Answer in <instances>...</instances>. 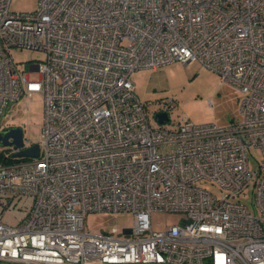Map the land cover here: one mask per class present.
I'll use <instances>...</instances> for the list:
<instances>
[{
  "label": "built area",
  "instance_id": "obj_1",
  "mask_svg": "<svg viewBox=\"0 0 264 264\" xmlns=\"http://www.w3.org/2000/svg\"><path fill=\"white\" fill-rule=\"evenodd\" d=\"M10 1L0 117L41 94L44 126L37 158L0 162V264H264V0H38L31 13ZM11 49L43 58L24 70ZM174 62L238 91L242 121L154 126L130 76ZM249 148L262 153L254 172ZM248 189L257 215L239 200ZM105 212L134 224L123 237L85 230L88 213ZM152 213L184 218L154 231Z\"/></svg>",
  "mask_w": 264,
  "mask_h": 264
},
{
  "label": "rangeland",
  "instance_id": "obj_2",
  "mask_svg": "<svg viewBox=\"0 0 264 264\" xmlns=\"http://www.w3.org/2000/svg\"><path fill=\"white\" fill-rule=\"evenodd\" d=\"M9 9L14 13H31L38 9V0H11ZM12 59L23 64L27 69V62L39 61L43 58L41 52L11 49ZM130 82L134 87V94L145 107L147 116L154 126V114L163 111L168 114L169 123L163 125L167 130H174L179 124L187 121L192 124H214L217 127L230 125L232 122H241L239 113L241 94L234 88L222 84L219 75L210 68L202 67L193 62L169 63V65L157 69L144 68L136 70L130 76ZM41 94H34L30 98L21 99L20 103H9L1 112L0 131L5 128H20L24 142L40 144L44 126V106ZM170 104L173 108H169ZM11 147H0V162L7 164L6 158L12 154ZM248 163L250 171L258 169L262 153L259 149L249 148ZM42 155V148H40ZM11 158V157H10ZM201 188L207 190L216 197L222 195V191L212 182L200 181ZM252 189H248L239 197L241 203L252 215H257L256 203ZM20 213L15 218L4 215L5 222L12 225L17 223ZM184 216L175 213H152L151 228L154 231H163L166 227L175 226ZM84 228L91 234H111L116 229L120 237L121 229L132 227L134 217L131 213H88L84 218Z\"/></svg>",
  "mask_w": 264,
  "mask_h": 264
},
{
  "label": "water",
  "instance_id": "obj_3",
  "mask_svg": "<svg viewBox=\"0 0 264 264\" xmlns=\"http://www.w3.org/2000/svg\"><path fill=\"white\" fill-rule=\"evenodd\" d=\"M159 124L163 125L169 122V118L166 112H158L154 117ZM23 133L20 128H5L0 131V147H11L15 151L12 154V158H37L39 148L37 144H33L31 147L23 149ZM129 232V231H128Z\"/></svg>",
  "mask_w": 264,
  "mask_h": 264
},
{
  "label": "trees",
  "instance_id": "obj_4",
  "mask_svg": "<svg viewBox=\"0 0 264 264\" xmlns=\"http://www.w3.org/2000/svg\"><path fill=\"white\" fill-rule=\"evenodd\" d=\"M18 159H14V158H8L6 159L5 161H7V163H13V162H16Z\"/></svg>",
  "mask_w": 264,
  "mask_h": 264
},
{
  "label": "flooded vegetation",
  "instance_id": "obj_5",
  "mask_svg": "<svg viewBox=\"0 0 264 264\" xmlns=\"http://www.w3.org/2000/svg\"><path fill=\"white\" fill-rule=\"evenodd\" d=\"M157 114V113H156ZM155 115V114H154Z\"/></svg>",
  "mask_w": 264,
  "mask_h": 264
}]
</instances>
